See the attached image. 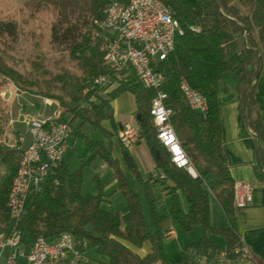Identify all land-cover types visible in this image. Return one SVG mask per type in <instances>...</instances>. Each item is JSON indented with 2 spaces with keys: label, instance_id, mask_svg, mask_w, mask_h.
<instances>
[{
  "label": "trees",
  "instance_id": "1",
  "mask_svg": "<svg viewBox=\"0 0 264 264\" xmlns=\"http://www.w3.org/2000/svg\"><path fill=\"white\" fill-rule=\"evenodd\" d=\"M111 1L39 0L34 4L39 8L45 2L56 9L55 34L69 42L68 58L79 73L67 68L51 71L45 66L44 58L37 56L33 63L34 75H24L4 67L0 55V86L9 77L22 89L55 98L67 107L72 118L64 120L74 127L73 134L85 142L83 162L90 164L100 157L111 165L126 199L122 211L103 209L105 193L101 181L96 194H83L85 164L72 170L63 162L57 173L47 178L42 189L32 192L27 200L25 215L17 226L22 245L30 247L39 236L54 241L63 232H69L81 252L93 250L96 253L97 256L89 258L94 264H202L204 258L205 264H215L222 254L236 264H243L248 257L244 255L238 229L235 180L223 145L218 94L225 74L234 71L241 113L252 130L258 134L263 130L255 91L264 67V0H162L179 20L185 34L176 39L174 50L158 63V70L165 75L166 105L173 111L172 124L194 165L196 177L175 165L167 147L157 136L150 112L156 90L146 88L134 72L121 78L119 85L106 97L99 95V87H93L94 77L109 74L117 79L104 61L102 29L98 25ZM34 2L26 1L29 5ZM192 25L198 26L199 31H192ZM231 52H237V60L231 59ZM183 79L207 97L205 114L190 107L180 88ZM124 92L135 96L142 140L149 147L155 168L166 174L165 179H157L154 183L160 185L165 195L171 196L167 209L148 181L143 180L129 147L121 144L126 166L144 185L150 226L140 196L131 189L110 145L89 138L82 129L86 123L102 127L101 123L108 119L112 126L110 136H117L123 124L109 113L113 109V100ZM1 103L4 107L0 111V135H3L11 111L0 99ZM76 119L80 122L75 127ZM19 162L18 149L0 143V231L6 233L14 227L7 200ZM255 173L264 181L262 147L258 148ZM182 197L187 201V211L182 208ZM212 197L226 215L228 225L225 227L212 224ZM172 225L184 233L197 225L204 229L203 236L187 244L178 259L170 258L165 249V233ZM209 234L223 237L225 246L217 245ZM146 242L150 243L151 249L145 255L129 246L142 247Z\"/></svg>",
  "mask_w": 264,
  "mask_h": 264
},
{
  "label": "built area",
  "instance_id": "2",
  "mask_svg": "<svg viewBox=\"0 0 264 264\" xmlns=\"http://www.w3.org/2000/svg\"><path fill=\"white\" fill-rule=\"evenodd\" d=\"M98 25L102 29L100 36L104 43V61L117 79L109 74L100 75L93 78V87L106 91L119 85L121 78L134 72L147 88L155 89L157 93L151 101L150 112L158 138L167 147L177 167L185 168L197 176L172 124L173 111L166 105L167 93L163 90L166 78L158 70V63L169 56L175 48L176 39L185 34L183 28L179 27V20L170 18L167 6L161 1L112 0L105 9L104 19ZM195 28L199 31L198 26ZM181 90L192 109L202 114L207 112L206 96L193 88L188 80H182ZM45 103L50 104V100L45 99ZM61 113L57 110L52 116L38 114L25 120L31 141L27 148H23L24 174L18 176L16 185L9 190L12 191V198L7 200V208L14 227L8 233L0 232V264L88 262L69 232H63L54 241L39 236L30 247H25L17 229L25 215L26 203L31 193L42 189L47 178L54 176L64 162L67 139L73 134L74 127L69 121L61 119ZM141 137L138 126L128 123L121 128L120 139L126 145L136 143ZM20 140H25L24 134H20ZM153 178L165 179L166 175L154 172ZM235 184H238V193H234V205L245 207L253 201L252 186L242 181ZM175 235L174 226L165 233L166 238ZM243 252L248 257L245 247ZM201 262L205 264L206 259ZM215 264L236 263L222 254Z\"/></svg>",
  "mask_w": 264,
  "mask_h": 264
},
{
  "label": "rangeland",
  "instance_id": "3",
  "mask_svg": "<svg viewBox=\"0 0 264 264\" xmlns=\"http://www.w3.org/2000/svg\"><path fill=\"white\" fill-rule=\"evenodd\" d=\"M26 1L27 0H0V55L3 61L2 65L4 67H9L14 70H17L23 73L24 75H34L33 63L36 60V57L38 56L39 58H44L45 66L51 71L58 72L62 68H67L71 72L79 73V71L75 68L74 64L69 61L68 58L67 46L69 42L64 41L63 36L55 34L54 26L57 23L56 9L49 3L47 4L45 2L42 3L41 7L37 8L34 4H37L39 0H35L32 5L30 4L31 6L27 4ZM102 46L104 49V43L102 44ZM230 57L232 60H237V52H231ZM226 74L232 75L231 80L228 78L229 76L225 78L226 81H228L229 85L233 84L232 82L234 80L237 81L236 73L234 71H229ZM261 81L262 79H260V83ZM114 88L106 90L105 96ZM104 92L105 91L103 90L99 91V95L102 96ZM22 95H29L35 97L36 99H39L40 101L35 103V106H40L42 107V109L47 108V106L54 103L53 101H56V103L63 108H57L56 105L55 108H57V110H60L63 113H69L67 107L62 106L60 102L57 101L55 98L30 93L19 87L14 81L7 77L6 80L3 82L2 86H0V99L9 107L11 111V119L4 134L0 135V143L7 145L11 148L18 149L20 157L24 144L19 141V136L21 133L26 132L27 124H22L19 127V130H17L15 124H17L18 121H14V114L12 115V113L14 108H16L19 104L18 102L16 104H14L13 102L18 98H21ZM45 99H49L50 104H46ZM112 105V112L115 120L120 121L122 123L130 122L132 125L139 127V114L137 115V103L135 96L131 92H124L120 94L113 101ZM2 107H4L3 103L0 104V111ZM36 115H38V113L32 116ZM70 115V113L67 114V117L69 118ZM61 119L64 120L65 118L61 117ZM79 122L80 120L76 119L74 120L73 125L76 126L79 124ZM125 124L128 123H124L123 126ZM101 126L102 127L86 123L82 129L85 135L89 138L94 140H103L107 144H110L112 138L110 136V131H112L110 121L108 119L104 120L101 123ZM120 131L117 136L120 142L124 144L120 139ZM141 141H143L142 137L136 143H139ZM133 144L124 145L129 147ZM134 149L138 150V152L135 151V154L138 158L140 167L142 168L140 169V167H138L139 171L142 172V170H144V176L142 178L146 179L147 175L145 173V170L147 169V166L145 163L144 154L147 155V157H150L149 147L146 143L143 142L139 148ZM84 152L85 142L83 138L72 134L67 139V150L64 154L65 161L69 164L72 170H76L83 167V165L85 164L83 162ZM122 164L124 165L123 173L126 176L131 189L140 196L141 204L145 212L146 222L150 226V216L147 208V200L144 185L141 180L137 178L135 173L126 166L125 162H122ZM153 173L150 177V180L155 182L157 179H161H154ZM83 174V194H96L99 191L98 184L101 181L105 193V198L102 201L101 207L107 210L114 209L115 211H122L126 207V199L122 191L119 189V181L116 176V172L114 168L111 165L107 164L102 158L97 157L92 162H90V164H85V166L83 167ZM236 182L238 181H235V183ZM155 188L158 196L159 194L161 195V187L157 185ZM159 191L161 192L159 193ZM214 201V198H212V202ZM160 202L164 203L162 197L160 198ZM172 226L176 228L175 225ZM199 238H201V236L194 240H198ZM165 239L167 238L165 237ZM168 252H170L169 254L172 255L171 250H169ZM87 256L88 258H91L97 255L93 250H90L87 253ZM88 264H94V261L92 259H89Z\"/></svg>",
  "mask_w": 264,
  "mask_h": 264
},
{
  "label": "crops",
  "instance_id": "4",
  "mask_svg": "<svg viewBox=\"0 0 264 264\" xmlns=\"http://www.w3.org/2000/svg\"><path fill=\"white\" fill-rule=\"evenodd\" d=\"M227 76H229L228 78L230 80L232 79V75L225 74L224 79L220 84L218 94L224 150L226 152L228 163L230 165V170L234 180L247 182L252 186L253 189V201L245 207L236 208L238 229L241 235V239L243 241V245L248 251V259H246L243 264H264V181L260 180L255 173V166L258 164V148L262 147L264 149V67L261 71L255 91L256 102L259 107L260 115L263 121V130L259 134L249 127L246 119L241 113L238 101V94L236 92L237 81L234 80L232 82L233 84L229 85L228 81H226L225 79L227 78ZM260 79H262L261 83ZM105 93L106 91L102 96L106 97L107 95L105 96ZM39 101V99H36L33 96L22 95L21 98H18L13 102L14 104H16L17 102L19 103L18 106L14 108L12 113V115L14 114V121H18L17 124H15L17 130H19V127L22 124H26L25 119L28 116L35 115L36 113L42 114L43 116H52L57 111V108H59V104H57L56 101H53L54 103L47 106V108L42 109V107L40 106H35V103ZM56 105L57 108H55ZM67 114L69 113L62 112L61 117L70 120L72 116L70 115V117L68 118ZM21 134L25 135L24 146H27L31 141V135L30 133H28L27 129L25 133ZM143 142L144 141H141L139 143L129 146V149L134 159L136 160L138 167H140V164L135 154V151L138 152V150H135L134 148H139ZM121 144L122 143L120 142L118 136H112L111 142L109 144L112 148V155L119 162L120 168L123 171L124 165L122 164V162L124 163L125 161L122 153ZM144 159L147 166V169L145 170L147 176L146 179H143L144 181H148V184L156 195V197H158L159 199L161 197L163 198L164 204L167 206L168 209L171 203V196L167 195L169 196L167 197L162 191V188V193L158 196L155 188L158 184H155L152 180H150V177L153 172H159L155 168V163L151 153L150 157H147V155L144 154ZM64 162L69 166V164L65 161V155ZM140 169L142 168L140 167ZM143 171L144 170L140 172L142 174V177L144 176ZM161 191H159V193ZM212 198V224L215 227H225L228 225L226 215L216 198H214L215 203L212 202ZM186 203L187 201L184 197H182L181 204L182 208L185 211L188 210V204L186 205ZM203 234L204 229L201 225L194 226L191 231L186 233L181 232L176 227V235L172 238L165 239V249L167 255L172 259H178L181 255V250L187 244L196 241L194 239H197L200 236L202 237ZM209 236L217 245L225 246L226 240L223 237L214 234H209ZM129 246L140 255L147 254L151 249V245L149 242H146L142 247H136L131 244H129ZM169 250H171L172 255L169 254ZM87 253H85V256L89 262Z\"/></svg>",
  "mask_w": 264,
  "mask_h": 264
},
{
  "label": "bare ground",
  "instance_id": "5",
  "mask_svg": "<svg viewBox=\"0 0 264 264\" xmlns=\"http://www.w3.org/2000/svg\"><path fill=\"white\" fill-rule=\"evenodd\" d=\"M156 1H161L162 3H164L162 0H156ZM164 5L166 6L165 3H164ZM167 12H168V15L170 16L171 19H176V18L173 17V15L171 14V12H170V10H169L168 7H167ZM179 27H182L181 24H180V22H179ZM182 28H183V27H182ZM190 29H191L192 31H198V30H196V28H195L194 25H192V26L190 27ZM183 32H184V28H183ZM206 107H207V109H208V99H207V97H206ZM20 142H21L22 144H24V143H25V140H20ZM27 147H28V145H27V146H24L23 148H27ZM24 167H25V153H24V151L22 150L21 157H20V162H19V166H18L17 172H16V174H15V176H14V178H13V181H12L11 187H14V185H16V182H17V180H18V176H23V174H24ZM234 193H238V184H235V190H234ZM9 198H12V191H9L8 199H9Z\"/></svg>",
  "mask_w": 264,
  "mask_h": 264
},
{
  "label": "water",
  "instance_id": "6",
  "mask_svg": "<svg viewBox=\"0 0 264 264\" xmlns=\"http://www.w3.org/2000/svg\"><path fill=\"white\" fill-rule=\"evenodd\" d=\"M111 115H112V110L109 113V116H111ZM138 118H140V115H138Z\"/></svg>",
  "mask_w": 264,
  "mask_h": 264
}]
</instances>
